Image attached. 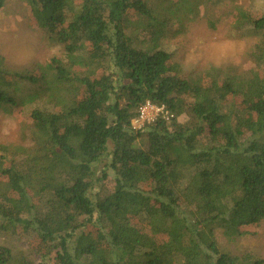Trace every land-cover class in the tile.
<instances>
[{
    "label": "trees",
    "instance_id": "16d2710c",
    "mask_svg": "<svg viewBox=\"0 0 264 264\" xmlns=\"http://www.w3.org/2000/svg\"><path fill=\"white\" fill-rule=\"evenodd\" d=\"M27 1L66 60L35 76L0 53V107L33 105L32 147L0 146V238L27 246L0 244V264H264L216 237L264 220V11L236 15L262 37L254 66L209 80L174 68L162 40L222 0ZM146 101L173 118L134 129ZM106 157L115 185L100 195Z\"/></svg>",
    "mask_w": 264,
    "mask_h": 264
},
{
    "label": "rangeland",
    "instance_id": "374dc122",
    "mask_svg": "<svg viewBox=\"0 0 264 264\" xmlns=\"http://www.w3.org/2000/svg\"><path fill=\"white\" fill-rule=\"evenodd\" d=\"M238 7L252 14L264 11L263 0H222L202 8L197 18L183 17L181 23L176 21L162 40V48L172 53L173 67L185 76L203 74L209 80L206 75H212L216 70L234 66L239 72H245L253 67L250 55L262 37L246 27H239L236 22ZM0 53L5 57L7 67L28 70L35 76L42 74V67L52 58L66 60L64 47L51 41L36 24L27 0H6L0 8ZM40 100L43 98L36 101ZM31 107L33 105L20 107L10 113L0 107V146H9L11 151L16 147H32ZM180 119L186 120V117ZM147 129L148 126L142 128L143 131ZM96 173L98 178L106 177L101 179L94 193H109L115 185V172L110 167L109 158H104L103 163L96 166ZM251 232L254 234L229 239L218 230L219 248L223 252L249 255L253 260L264 261V220L258 227L251 228ZM0 244L14 252L27 249L26 240L17 236L3 235ZM38 261L55 264L50 258Z\"/></svg>",
    "mask_w": 264,
    "mask_h": 264
},
{
    "label": "built area",
    "instance_id": "2783aa9c",
    "mask_svg": "<svg viewBox=\"0 0 264 264\" xmlns=\"http://www.w3.org/2000/svg\"><path fill=\"white\" fill-rule=\"evenodd\" d=\"M170 120L173 114L164 105H157L151 101H146L141 105L138 116L133 120L134 129L155 123L158 119Z\"/></svg>",
    "mask_w": 264,
    "mask_h": 264
}]
</instances>
